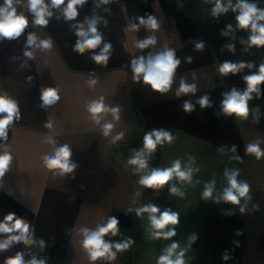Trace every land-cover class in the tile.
<instances>
[{
    "label": "crops",
    "instance_id": "obj_1",
    "mask_svg": "<svg viewBox=\"0 0 264 264\" xmlns=\"http://www.w3.org/2000/svg\"><path fill=\"white\" fill-rule=\"evenodd\" d=\"M258 6L264 8V0H258ZM105 7L111 9L110 14L95 9L89 0L80 9L78 19L95 12L108 20L106 28L100 27L104 39L114 48L107 68L96 65L88 52L83 55L73 52L72 45L77 39L70 27L73 22L57 20L55 17L61 15L60 11H55L47 28L33 27L27 0H23L18 11L28 15L29 28L18 40L0 42V92H7L19 102L22 115L9 129L7 145L14 159L0 180V219L8 212H15L34 226L35 238L44 239L47 244L44 252L39 247L17 244L0 253V264L19 251L25 252L26 260L35 255L50 257L48 264H90L80 245L82 236L72 229L74 226L94 228L109 215L119 219L123 235L111 237L109 234L106 239L131 236L135 244L118 253L115 261L96 264H156L164 246L176 240L181 247H186L187 237L192 233L198 239L186 252V264H264V158L257 160L244 152V145L257 140L264 149V98L249 101L247 120L217 115L221 93L233 86L243 89L241 77L249 74L245 69L235 76L223 77L218 73L219 64L231 60L254 62L259 66L264 61V48L243 52L239 39L247 38L244 31L237 32L235 41L222 37L220 31L226 24L235 25V15L229 12L214 20L209 14L211 5L202 0H117ZM145 13L157 17L160 29L155 33L157 45L143 50V54L155 53L167 42L182 59L172 89L163 95L134 83L128 66L130 57L142 54L134 42L152 33L144 29L138 33L126 32L125 27ZM29 31L42 39L51 37L53 49L50 53L37 50L35 61L29 60V67L22 68L26 59L23 44ZM201 39L206 48L195 51L194 42ZM229 42L236 43L235 53L221 51V46ZM186 56L192 57V63L183 62ZM90 71H95L100 78L94 88L86 84ZM29 75L33 77L30 82L26 79ZM181 78L197 84L196 97H175ZM42 86H57L60 90L61 100L47 110L39 107ZM206 93L211 97L212 108L202 110L197 105L191 114L182 111L184 99L195 103ZM101 96L105 104L119 106L121 110L120 120L113 121V134L123 131L125 137L117 145L102 136L85 111L87 101ZM257 106L259 123L253 121ZM106 119L112 121L111 113ZM46 120L53 121L51 131L43 127ZM152 128L169 129L176 140L171 145L158 146L151 167L166 168L177 158L184 163L189 157L195 158V166L200 171L194 174L193 183L178 184L186 193L184 198L170 196L167 185L159 192L143 188L127 164L131 149L141 147L144 133ZM49 134L56 138L58 145H71L72 160L78 165L74 173L53 176L43 166L41 157L52 153L53 146L43 142ZM231 144L238 146L242 162L230 159L234 155L230 151L226 154L217 151L218 146ZM226 168H238L239 179L250 185L252 199L243 214L239 206L202 199L205 182L215 179L217 190L226 185L223 178ZM148 202L161 209L171 207L180 214L177 235L172 240L149 238L147 214L140 219L134 213L124 214L127 208ZM253 205L258 210H253ZM229 210L235 214L227 215ZM237 230L243 235H236ZM233 241H239L240 247H235ZM225 250L232 259H221Z\"/></svg>",
    "mask_w": 264,
    "mask_h": 264
},
{
    "label": "clouds",
    "instance_id": "obj_2",
    "mask_svg": "<svg viewBox=\"0 0 264 264\" xmlns=\"http://www.w3.org/2000/svg\"><path fill=\"white\" fill-rule=\"evenodd\" d=\"M114 2L117 0H92L95 9H103L105 13L109 14L111 9L105 6ZM202 2L211 5L209 14L214 20L218 21L221 16H226L229 12L235 15V25L226 24L220 31L222 37L235 41L237 32L244 31L247 32V38L239 39V44L244 46L243 52H248L252 48H264V8L258 6V0H202ZM88 3L89 0H27V13L31 15L33 27L47 28L55 11H60L61 15L55 17L57 20L62 18L66 23L73 22L70 27L77 38L72 45L73 52L79 55L88 52L90 59L96 65L107 68L112 59L114 48L110 41L104 39L100 27L106 28L108 20L95 12L91 16H85L83 20L78 19L80 9ZM22 4L23 0H2L0 2V42L18 40L29 28L28 15L24 11H18ZM141 29L152 34L134 42V47L141 50L142 54L130 57L128 66L132 73V80L136 84L147 86L155 93L166 94L173 87L174 78L182 59L177 56L176 49L169 47L167 42H164L159 51L155 53L148 51L147 54H143V50L154 48L158 43L155 33L160 29V22L155 15L145 13L143 16H137L134 18V22L130 21L125 27L126 32L138 33ZM205 48L204 40L194 42L195 51L202 52ZM52 49L53 40L51 37L42 39L35 32L29 31L23 44V56L26 59L21 67H29V60L35 61L37 50L42 53H50ZM220 49L235 53L236 43H225ZM183 62L192 63V57H184ZM245 69L249 70V74L241 77L245 87L239 89L233 86L221 93L222 99L218 116L247 120L250 112L249 101L264 98V61L257 66L254 62L224 60L219 64L218 73L223 77H228L230 74L235 76ZM253 69L255 71H252ZM88 76L86 84L89 88H94L100 78L95 71L88 72ZM26 79L30 82L33 77L29 75ZM193 79L195 80V75H193ZM197 92L196 83H188L181 78L179 86L175 90V97L177 99L189 95L196 97ZM60 100V90L57 86H42L40 88V108L47 110L50 106L57 105ZM197 105L202 110L212 108L213 102L210 95L206 93L199 96L195 103L192 99H184L181 109L185 114H191L196 110ZM85 111L88 113V119L98 126L102 136L110 138L113 145H117L124 139L123 131L113 134L115 128L113 121L120 120L119 106L105 104V98L101 96L98 99L87 101ZM254 111L253 121L259 123V107L257 106ZM109 113H111L112 121L106 119V115ZM21 118L19 102L7 92H0V180L10 169L14 159L7 145L9 129ZM43 127L51 131L54 127L53 121L46 120ZM175 140L176 137L169 129L152 128L144 133L141 147L131 149L127 164L131 166L133 175L139 177L138 184L143 188L159 192L167 185L170 196L184 198L186 193L178 184L190 185L193 183L194 174L200 171L195 166V158L189 157L187 163L177 158L166 168L150 166L158 146L171 145ZM43 142L53 146L50 155L45 154L41 157L43 166L51 171L53 176L66 177L75 172L78 165L72 160L71 145L68 143L58 145L56 138L51 134L46 135ZM260 144L261 141L257 140L244 145L245 155H252L257 160L264 158V149ZM217 151L222 154L230 151L234 154L230 159L240 162L243 160L238 154L236 144L220 145L217 147ZM239 176L238 168H226L223 172L226 185L222 190H217L215 179L205 182L201 194L202 199L204 201L211 200L216 204L224 202L239 206V212L245 213L248 203L252 199L251 189L248 182L239 179ZM253 210H258V206L253 205ZM132 213L138 219L147 214L148 228L146 230L150 239L172 240L177 235L176 226L180 224V214L173 211L171 207L161 209L158 205L148 202L124 210L125 215ZM226 214L234 215L235 211L229 210ZM119 224L120 221L116 216L109 215L94 228L80 227L77 229L74 226L72 230L78 231L82 236L80 245L87 253L90 264H96L97 261H115L118 253L129 250L135 244V240L131 236L119 240L106 239L109 234L111 237L123 235ZM235 234L243 235V232L237 230ZM197 239L196 234H190L187 237L186 247H181L178 241L172 240L161 249L156 264H186V252ZM17 244H22L26 248L39 247L41 252H44L47 247L44 239L35 238L33 225L15 212H8L3 219H0V253ZM233 244L235 247H240L239 241H233ZM49 259L50 257L40 256L37 258L33 255L31 259L26 260L25 252L19 251L15 255L7 257L4 264H48ZM221 259L223 261L232 259L228 250H225Z\"/></svg>",
    "mask_w": 264,
    "mask_h": 264
}]
</instances>
